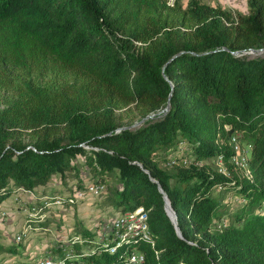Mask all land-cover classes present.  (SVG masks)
Instances as JSON below:
<instances>
[{
    "label": "trees",
    "instance_id": "obj_1",
    "mask_svg": "<svg viewBox=\"0 0 264 264\" xmlns=\"http://www.w3.org/2000/svg\"><path fill=\"white\" fill-rule=\"evenodd\" d=\"M248 6L0 0V202L78 173L81 156L94 180L119 183L118 211L148 212L156 241L93 264L134 247L143 264H264V0ZM234 136L252 145L251 177L232 161ZM222 192L245 202L219 228Z\"/></svg>",
    "mask_w": 264,
    "mask_h": 264
},
{
    "label": "built area",
    "instance_id": "obj_2",
    "mask_svg": "<svg viewBox=\"0 0 264 264\" xmlns=\"http://www.w3.org/2000/svg\"><path fill=\"white\" fill-rule=\"evenodd\" d=\"M161 1L169 7H174L179 0ZM231 146L235 151L232 158L235 166L247 177H251L249 159L252 145L244 144L234 136L231 139ZM86 147L90 148L89 146ZM177 150L181 154L188 151V143L181 141ZM181 154H172L171 161L168 163H174L175 155L180 156ZM217 165L221 172L227 174L222 156L218 158ZM107 188V184L103 181H87L86 183L84 182L83 186L75 185L71 193L43 195L37 197L34 203L22 200L17 195L16 200L19 202L20 208L26 217V226L16 234L15 241L21 243L25 240L29 232L34 229L36 221H46L51 208L63 207L66 204L76 205L82 203L90 195L101 196L106 193ZM22 189L27 192L31 190ZM232 199L239 201L240 204L245 202L244 199L237 196H233ZM217 223L218 227L221 228L227 224V220L223 218L218 220ZM92 228V235L75 233L69 239L59 241L55 248L49 247L42 253L33 256L25 264H93L91 258L95 255H100L104 251L110 254H117L121 248L128 247L131 244H138L139 242L149 243L153 248L156 247V241L149 223V214L143 207L119 212L108 220L104 219V217L100 218ZM123 255V261H99L95 264H143L146 261L145 253L136 247L131 251H125Z\"/></svg>",
    "mask_w": 264,
    "mask_h": 264
},
{
    "label": "rangeland",
    "instance_id": "obj_3",
    "mask_svg": "<svg viewBox=\"0 0 264 264\" xmlns=\"http://www.w3.org/2000/svg\"><path fill=\"white\" fill-rule=\"evenodd\" d=\"M203 3H206L208 5H213V6H221L223 9H226L228 11V13L237 16L239 13H247L249 10V6H248V0H200ZM191 2V0H179V3L182 4L183 7H187L188 4ZM260 54H264V51H260ZM258 53L253 52L252 55H257ZM1 107V105H0ZM140 121H136L133 126L139 125ZM175 154L179 155L181 154L179 152V150H177L175 152ZM182 155V154H181ZM180 155V156H181ZM78 163H80V167L77 168L78 169V173L75 172H70L68 174H66V178L63 177L65 184L67 185L66 188L71 189L70 186V182L71 181H76L75 183L77 184V186H83L84 182L86 183L87 181H93L94 178H92V176H87V175H91L90 172V168L84 164L85 163V159L81 156L78 157ZM83 166H85L86 168H83ZM82 171H85L84 176L82 177L80 173H82ZM90 172V174H89ZM59 176V175H57ZM75 177L78 178V180H75ZM106 183L108 185L107 191L106 193L102 194L101 196H88L82 203L84 204H79L77 205V207L75 205H71V207H69L70 209V216L73 217L74 221L77 223L75 225V229L78 231L79 228L81 227H86V225L88 224L86 219H93V223L96 224V222L99 220L100 217H104V219L108 220L110 219L112 216L118 214L120 211H118L115 208V197H116V192L114 190L113 187L111 186H115V185H119V183L114 180V178L112 177H106ZM83 181V182H82ZM83 184H82V183ZM73 187V185H72ZM67 189V190H68ZM59 194H63V193H59ZM223 196V198H225V201H229V203L226 204V206L223 208V211H221L220 215L215 217V221L218 220H222L223 218H225L227 220V224L229 222H233L234 218L231 215V213L229 211H234L238 205H240L239 201H234L232 198H230V195L228 193H224L222 192L221 194ZM31 201V200H29ZM233 201V202H232ZM231 202V203H230ZM232 204V206L230 207V205ZM52 213V212H51ZM50 213V214H51ZM51 219V218H50ZM48 223L46 226H48L50 228V231H46L47 232V236H49L51 239L49 240V246H56L59 241L61 240V234L57 236V232L61 231V233L64 231L62 229H65V231L67 232V235H63L64 239H69L71 237L72 232L70 230H68V227H66L64 224H55L56 222H54L53 219H51V221L49 222V220H47ZM216 224V222H215ZM64 226V227H62ZM73 225H71L72 227ZM69 227V228H71ZM87 228V227H86ZM74 231V229H72ZM53 233V234H52ZM1 236L2 238L6 239L7 242L12 243L11 241V236L9 233H5L1 232ZM16 242V241H15ZM17 243V242H16ZM29 241H25L23 240L21 243H17V247L20 249H25L26 246L28 245ZM13 245V244H12ZM1 261L0 264H20V260L16 255H8L7 253H2L1 256Z\"/></svg>",
    "mask_w": 264,
    "mask_h": 264
},
{
    "label": "crops",
    "instance_id": "obj_4",
    "mask_svg": "<svg viewBox=\"0 0 264 264\" xmlns=\"http://www.w3.org/2000/svg\"><path fill=\"white\" fill-rule=\"evenodd\" d=\"M86 167L83 166V168H86ZM84 173L85 171H82V173H80L82 177L84 176ZM87 176L90 177L92 176V174L87 175ZM75 180H78V178L75 177ZM75 182L71 181L70 182L71 189H68L66 188L67 185L65 184L63 177L60 175L59 176L54 175L51 181L45 185L37 186L31 189L30 192L23 191L22 188H18L8 198L1 201L0 202V243L7 247L17 245V243L15 242V236L26 226V217L20 208L19 202L16 200L17 195H19L22 200H26L29 203H34L36 202L37 197H40L43 195H52V194H57L60 192L63 194H67L69 192L70 193L73 192V188L75 187V185H77ZM79 204L80 203L76 204L75 206L77 207V205ZM81 204H84V203H81ZM69 207H71V205L66 204L63 207L59 206V207L51 208L49 215L46 218V221H38V222L36 221L34 223V229L29 232L28 236L25 239V241H29L25 249L18 248L19 252L17 253H9V252H5V253H7L8 255H16L20 260V264H25L26 262H28V260L30 261V259L33 256H36L42 253L45 249L52 247V246H49V240L52 237L50 238L49 236H47V232H46V231H50V228L46 226L48 224L46 223L47 220H49L50 222L51 219H53L54 222H56L55 224H60V225L64 224L66 227H68V230L72 232L71 236H73L75 233H79L75 229L76 228L75 225L77 223L74 221L73 217L70 216ZM100 218H103V217H100ZM93 219H86L88 222L86 227L90 230L94 225ZM71 225L73 226L71 227ZM72 229H74V231ZM2 230L3 232L9 233L10 235H12L11 236L12 243H9L6 241V239L2 238L1 236ZM62 230H64L62 233L61 231H58L56 233L57 236L60 234L62 235L61 240L64 239L63 235H67V232L65 231V229H62ZM55 247L56 246H53L52 248H55ZM11 264H14V263H11Z\"/></svg>",
    "mask_w": 264,
    "mask_h": 264
},
{
    "label": "water",
    "instance_id": "obj_5",
    "mask_svg": "<svg viewBox=\"0 0 264 264\" xmlns=\"http://www.w3.org/2000/svg\"><path fill=\"white\" fill-rule=\"evenodd\" d=\"M252 51H255V50H252ZM237 53V52H235ZM167 78V77H166ZM170 109V102L168 103V106L165 108L164 111H168ZM150 117H153V115L151 116H147L145 119L147 118H150ZM145 119H143L142 121H144ZM140 121L139 124L142 122ZM158 183V181H156ZM160 190L163 192V189L160 187ZM165 200H166V203H167V213L168 215L170 216V218L172 219V221L174 222L175 224V228L177 230V232L179 233V235H181V232L179 230V227H178V224H177V216H176V213L175 211L171 208V205H170V202L168 200V197L165 196Z\"/></svg>",
    "mask_w": 264,
    "mask_h": 264
}]
</instances>
